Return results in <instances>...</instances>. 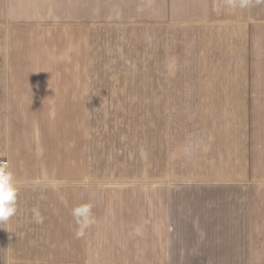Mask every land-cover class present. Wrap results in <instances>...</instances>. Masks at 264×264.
I'll return each mask as SVG.
<instances>
[{
	"label": "crops",
	"instance_id": "1",
	"mask_svg": "<svg viewBox=\"0 0 264 264\" xmlns=\"http://www.w3.org/2000/svg\"><path fill=\"white\" fill-rule=\"evenodd\" d=\"M108 24H144L161 69L191 47L196 123L175 152L147 128L143 179L90 167V33ZM0 118L17 188L0 264H249L253 247L264 264V0H0Z\"/></svg>",
	"mask_w": 264,
	"mask_h": 264
},
{
	"label": "rangeland",
	"instance_id": "2",
	"mask_svg": "<svg viewBox=\"0 0 264 264\" xmlns=\"http://www.w3.org/2000/svg\"><path fill=\"white\" fill-rule=\"evenodd\" d=\"M158 40L153 38L151 59L150 53L146 58L144 24H108L90 33L88 143L90 167L97 174L106 177L132 175L143 179L147 128L150 137L159 140L161 128L165 129L168 139L165 148L175 152L171 147L178 137L177 127L192 128L196 123L191 97L187 98L184 93V90L191 91L189 84L195 77L190 62L192 56L188 53L191 47H185V63L179 65L175 48H169L161 69L159 55L154 49ZM172 66L181 70H174ZM207 70L206 67L200 70L199 77L207 75ZM178 80L187 85L178 87ZM73 105L76 109L78 104ZM68 116L76 126V113L71 112ZM5 125L0 118V127ZM157 143L158 146L161 144ZM250 250L252 260L249 264H257L256 248Z\"/></svg>",
	"mask_w": 264,
	"mask_h": 264
},
{
	"label": "clouds",
	"instance_id": "3",
	"mask_svg": "<svg viewBox=\"0 0 264 264\" xmlns=\"http://www.w3.org/2000/svg\"><path fill=\"white\" fill-rule=\"evenodd\" d=\"M2 163L4 162L0 161V164ZM16 201L17 188L14 175L9 168L0 166V223L7 222L15 215Z\"/></svg>",
	"mask_w": 264,
	"mask_h": 264
},
{
	"label": "built area",
	"instance_id": "4",
	"mask_svg": "<svg viewBox=\"0 0 264 264\" xmlns=\"http://www.w3.org/2000/svg\"><path fill=\"white\" fill-rule=\"evenodd\" d=\"M4 163L0 164V166L7 167L8 163L6 161H3Z\"/></svg>",
	"mask_w": 264,
	"mask_h": 264
}]
</instances>
